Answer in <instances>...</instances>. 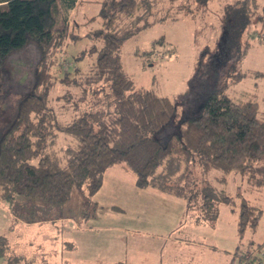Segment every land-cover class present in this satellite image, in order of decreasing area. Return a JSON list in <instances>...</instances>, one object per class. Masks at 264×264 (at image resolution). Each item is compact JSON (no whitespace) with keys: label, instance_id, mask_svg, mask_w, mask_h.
I'll return each instance as SVG.
<instances>
[{"label":"trees","instance_id":"obj_1","mask_svg":"<svg viewBox=\"0 0 264 264\" xmlns=\"http://www.w3.org/2000/svg\"><path fill=\"white\" fill-rule=\"evenodd\" d=\"M90 1L98 4L99 24L91 35L98 44L87 49L97 54L84 81L93 85L108 83L112 112L102 107L62 120L51 95L56 82L54 70L70 72L69 67L61 66L59 52L67 39L79 38L74 32L79 23L72 15ZM140 3L0 0V78L13 52L28 42L40 51L34 84L19 100L10 124L0 132V202L7 204L17 218L31 223L57 216L73 189L85 186L93 195L102 184L105 169L118 163L135 173L139 187L161 186L163 176H175L180 163L189 166L195 155L204 171L217 169L223 175L237 171L249 184L264 185V116L258 115V103L254 99L234 100L214 84L226 77L235 83L247 75L236 69V62L249 49L247 35L252 30L264 46V8L258 12L257 0L228 3L215 46L200 52L189 79L190 87L204 84L205 94L200 102L185 109L179 108L181 98L172 101L153 89H135L121 67L120 46L137 28L126 21L138 19ZM93 18L87 17L88 21ZM249 74L260 76L261 72L249 70ZM98 89L101 87L94 91ZM52 129L78 139L74 155L65 165L45 150ZM36 157L37 161L32 162ZM159 166L162 172H158ZM219 180L225 181V176ZM219 194L222 201L231 200L224 190L220 189ZM202 198L206 199L201 207L203 217L213 223L218 216L216 202L206 192ZM261 212L242 196L238 232L247 227L254 229ZM7 249V240L0 235V255ZM6 258L15 263L20 259L17 255Z\"/></svg>","mask_w":264,"mask_h":264},{"label":"rangeland","instance_id":"obj_2","mask_svg":"<svg viewBox=\"0 0 264 264\" xmlns=\"http://www.w3.org/2000/svg\"><path fill=\"white\" fill-rule=\"evenodd\" d=\"M230 1L140 0V7L136 13L138 19L129 18L126 21L137 28L123 40L119 49L121 67L130 76L135 89H153L158 95L168 96L172 101L181 98L182 106L180 105L179 108L186 109V105L196 103L197 100L200 102L206 91L204 84H192L193 86L190 87L189 79L194 73L200 52L206 48L211 50L215 46ZM257 3L258 12H263L264 0H257ZM97 12V2L90 1L85 2V5L80 6L73 13L72 17L76 16L75 21L79 26L77 25L75 30L72 28L79 38L67 39L64 48L59 52L61 66L69 67L68 71H70L65 73L60 69L54 70L56 82L51 95L60 111L58 117L62 120H69L102 107L112 112L108 83L99 81L94 83L97 85H93L84 81L97 54L87 50L90 45L98 44L91 36L99 24ZM90 16L94 18L88 21L87 17ZM247 38L250 47L236 62V69L247 72V75L235 83L230 81V77H226L211 84L214 83L215 87L220 88L234 100H256L258 115L264 116V46L258 42L254 30L247 35ZM39 58L38 47L28 42L22 49L13 52L4 64L0 78V132L14 118L19 100L31 90ZM249 70H259L261 75H251ZM97 86L101 87L100 91L99 89L94 91ZM205 86L208 88L207 84ZM77 144V137L52 129L45 150L56 155L60 163L65 165L74 155ZM37 158H33L32 162H36ZM187 166L185 162L180 163V170L176 174H179V177L163 176L160 182L162 185H150V189L155 191L152 194H169L185 203L186 210L182 211L183 213L178 210H168L166 219L174 221L183 215L187 221L184 229L187 238L194 237L195 241L200 240L199 243L208 245V247L202 246L204 249L199 256L202 260L200 263L264 264V185L249 184L246 177L237 171H230L224 175L217 169L204 171L197 155ZM113 168L115 172L109 170L103 173L102 184L93 195L88 194L85 186L73 189L70 198L60 208L61 212L64 214L67 211L75 213L82 211L90 214L88 224L91 225L114 226L117 221L124 226L136 223V218L132 216L136 213L131 211L132 208L128 203L130 197L127 185L136 175L130 168L125 172H119L118 165H114ZM157 170L162 172V166ZM121 172L120 177L128 180L127 183H124L126 180H120L121 183L114 184ZM221 176H225V181L219 180ZM220 189L230 196L231 200L228 203L221 200ZM138 192L144 194L143 191ZM204 192L211 194L212 200L218 207V217L214 227H211V223L203 217L201 207L206 200L202 198ZM242 196L249 204L262 209V212L254 229L247 227L239 233L236 220ZM114 203L122 206L129 204V211L116 214ZM3 205L0 203V233L5 231V218L8 215L11 218L10 213L4 210L7 205ZM163 213H165L164 209L160 208V211L151 209L142 214V219H139L138 223L144 221L151 227H164L160 224ZM195 219L200 223L193 225L189 221ZM23 222L21 220V254L27 259L29 256L33 260L36 259V247H31L34 242L45 241L48 236H51L50 239H54L53 236L57 240L60 239L59 228L53 233L54 227L48 224L34 225ZM102 241L100 239L97 244H92L95 242L93 240L89 246L83 245V253L97 251ZM106 246L109 248L108 244ZM16 248L18 249L17 246ZM110 253L114 255L113 252ZM6 254L7 252L0 255V264H6ZM8 263L20 264L19 261L15 263V260L10 262L7 259ZM21 264L26 263L21 260Z\"/></svg>","mask_w":264,"mask_h":264},{"label":"crops","instance_id":"obj_3","mask_svg":"<svg viewBox=\"0 0 264 264\" xmlns=\"http://www.w3.org/2000/svg\"><path fill=\"white\" fill-rule=\"evenodd\" d=\"M114 165L119 166V172H125L129 169L124 163H118L107 167L104 173L114 169ZM112 171L115 172V170ZM121 174L122 172L116 181L113 182L114 184L126 180L120 177ZM136 180L137 177L131 178L129 180L130 183L127 184L130 197L128 203L132 208L131 211L136 213V215H132L136 218V223H130V226H124L117 221L114 226L91 225L88 224L90 214L83 213L82 211H78L77 213L67 211L64 214L60 212L57 216L55 215L49 219L31 222L30 224L34 225L48 224L50 227H54L55 230L53 233L58 228L60 231L59 240L54 236V239H50L51 236H48L45 241L34 242L31 245V247H36L35 260L30 256L27 259L21 254V219L14 216L6 204L7 208L5 207L4 210L10 213L12 218L11 220L9 215L5 218V231L0 233L7 240L8 249L6 256H19L20 264L21 257L26 264H207L200 263L202 260L199 256L201 255L202 249H204L202 246L208 247V245L199 243L198 241L200 240L195 241L193 239L194 237L187 238L184 232L187 221L184 216H179L174 221L172 219H166L168 210L184 212L186 210L185 203L176 200L169 194H152L155 191L150 189V185L139 187L136 184ZM127 181L124 183H127ZM119 188L122 187L119 186ZM138 191H143L145 195L139 194ZM0 203L3 205V202ZM129 204L122 206L114 203V211L116 214L118 212L125 213L129 211ZM160 208L165 211L160 220V224L164 225V227H151L145 224L144 221L138 223V220L142 219L143 213L151 209L152 211H160ZM189 221L193 225L200 223L197 219ZM216 221L217 218L214 224H210L211 227L216 225ZM23 223L29 222L24 221ZM18 225L20 228H18ZM90 237L92 238L90 239ZM100 239L103 240L100 249L83 253V245L89 246L93 240L95 242L92 244H97V241ZM106 244L109 245V248ZM110 252H113L114 255H111ZM5 262L7 264V259Z\"/></svg>","mask_w":264,"mask_h":264}]
</instances>
